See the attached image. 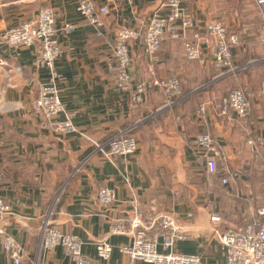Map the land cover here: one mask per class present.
Returning a JSON list of instances; mask_svg holds the SVG:
<instances>
[{
    "label": "crops",
    "instance_id": "crops-1",
    "mask_svg": "<svg viewBox=\"0 0 264 264\" xmlns=\"http://www.w3.org/2000/svg\"><path fill=\"white\" fill-rule=\"evenodd\" d=\"M50 1V6L40 8L49 7L56 13L61 55L55 69L64 107L58 120L70 116L78 133H51L32 112L36 89L47 79L46 70L38 68L35 49L13 51L0 46V60L6 64L0 72V171L4 175L0 197L10 207L0 226L26 250L23 264H73L60 247L52 251L39 248L41 225L50 211L52 226L62 234L77 237L82 254L93 264H146L120 253L119 246L128 244L130 238L110 234L109 222L102 217H123L133 203L143 210L153 208L179 218L188 238L177 243L178 252L199 254L202 264H225L219 243L206 241L210 234L209 215H220L222 228L239 227L257 219L256 211L264 205V170L253 162L245 129L219 116L210 105L234 88L247 87L252 93L251 128L264 137V97L258 95L261 80L254 62L244 60L234 65L236 72L220 75L212 65L213 39L204 29H200L204 64L186 61L177 41L163 43L152 63L140 45L132 44L129 56L135 77L144 80L175 75L184 95L173 108H163L161 93L152 90L144 95L141 105L133 106L131 93L117 90L107 69L112 32L118 27L143 26L165 0H92L97 6H109L99 33L76 11L79 0ZM185 2L192 6L184 4L186 13L197 23H206L214 19H210L212 13L219 12L214 11L213 2ZM37 10L19 20L0 12V33L35 17ZM65 23L72 25L71 32L62 30ZM260 29L262 35L261 18ZM260 43L264 47L262 36ZM244 44L240 39L239 46ZM246 45L248 49L244 45L242 50H248V56L255 54L252 51L262 53L259 45ZM237 47L233 49L234 57L239 55ZM17 67L20 72L12 75L9 85L4 71ZM201 81L199 87L193 86ZM200 103L209 105L203 118L195 114ZM129 128H133L130 134L138 144L137 152L130 157L106 161L89 141L105 144ZM205 131L221 143L230 168L247 167L235 182L223 186L217 177L205 175L193 144ZM102 187L114 193L115 201L109 208L98 202ZM100 241L113 247L107 261L96 257ZM0 264H12L1 248Z\"/></svg>",
    "mask_w": 264,
    "mask_h": 264
},
{
    "label": "built area",
    "instance_id": "built-area-1",
    "mask_svg": "<svg viewBox=\"0 0 264 264\" xmlns=\"http://www.w3.org/2000/svg\"><path fill=\"white\" fill-rule=\"evenodd\" d=\"M186 0H165L159 11L155 12L141 27H118L112 32L110 44L111 56L107 69L113 78V84L120 92L131 93L130 102L133 106L141 105L144 95L157 90L162 95L163 108H173L183 99L182 85L175 75L166 78L138 79L131 73V58L129 47L140 45L144 55L152 63L156 54L166 41L180 43L182 57L190 62L205 63V56L200 47L202 40L200 29L213 39L212 65L220 72L234 73L233 49L240 44L237 34H229L226 24L220 19H212L201 25L186 13ZM257 9L262 21V41L264 43V0H244ZM76 11L95 27L102 28V19L109 15V6H97L92 0H79ZM56 13L49 7H42L35 17L28 18L17 26L0 33V46L10 50L19 48H34L37 52L38 68L46 70L47 79L36 89V96L31 102L32 112L41 119V125L51 133L75 134L78 129L73 125L70 116L58 120L64 113V107L58 94L57 83L60 80L55 69V62L61 55L57 40L58 29L55 25ZM65 33L73 30L72 25L65 23L62 27ZM264 62V57L259 59ZM6 64L0 60V72ZM20 69L7 68L4 77L12 82V75ZM258 95L264 97V79L260 81ZM208 103H200L195 114L203 118L207 112ZM214 111L229 121L237 122L246 132V145L253 162L258 169L264 170V137L255 132L252 126V93L247 87H238L214 101L210 105ZM129 128L112 137L107 143L99 144L89 139L95 151L102 158L114 162L117 158L133 156L138 150V144ZM249 129V130H248ZM84 136V134H82ZM86 137V136H84ZM195 157L203 167L207 177L215 176L221 185L235 182L246 171L247 167L232 169L223 146L213 138L211 133H200L193 142ZM3 172L0 171V186L3 182ZM98 202L104 208L114 203L112 190L102 187L97 194ZM10 213V207L0 197V225ZM51 215L49 212L48 217ZM41 225L40 249L52 251L62 248L73 264H93L91 259L81 251V241L72 235L62 234L54 228L49 218ZM109 222V233L127 236L128 244L119 246L120 253L131 260L146 264H202L199 254H184L176 250L180 241L188 237L184 233L180 220L173 214L149 208L143 210L137 203L120 218L102 215ZM192 215L189 214L188 218ZM257 219L244 223L239 227L222 228L223 219L216 213L209 215L210 234L207 242L215 240L224 253L225 264H264V205L256 211ZM0 248L3 255L12 264H23L27 258L24 247L0 226ZM113 247L106 241L96 244V257L99 261L109 260Z\"/></svg>",
    "mask_w": 264,
    "mask_h": 264
},
{
    "label": "rangeland",
    "instance_id": "rangeland-1",
    "mask_svg": "<svg viewBox=\"0 0 264 264\" xmlns=\"http://www.w3.org/2000/svg\"><path fill=\"white\" fill-rule=\"evenodd\" d=\"M189 1L190 0H188V2ZM206 1L207 3L210 4H212V2L213 4H216L214 7V11L219 9V12L212 13L211 15L212 17H210V19L217 18L225 22L226 27L228 29V33L237 34L240 37L241 42L245 43L244 44L245 46L241 45L236 48L239 50V55L237 54L233 58V65H236L244 60L245 61L249 60L250 63L254 62L253 63L254 67L257 69L256 75H258L259 81L262 80L264 78V62H259L260 61L259 59L260 57L261 58L264 57L263 56L264 47H262L260 43V37L262 35L260 29L259 12L256 9L253 10L249 8L247 6L248 4L243 0H214V1L206 0ZM186 3L187 2H185V4ZM42 5L50 6L51 1L50 0H0V12H5V14L7 15V17H9V19L19 20V19H23L24 17H27L25 15L29 13L30 15L33 14V12H35L37 9L39 10ZM187 5L190 8H192V6L189 5L188 3ZM235 13L237 14V16L235 15ZM206 20H209V17H207ZM199 23H201V25L203 26L205 22L204 23L199 22ZM12 25L13 24L8 26H12ZM246 44L248 45L250 44V47H258L259 45L260 52L262 53L258 54L255 51H252L255 54L251 53V55L248 56L249 55L248 50L245 51V53L242 50L243 46L245 50L248 49L249 46H247ZM258 68L261 69L258 70ZM261 70H263V72H261ZM202 84L203 81L193 86L199 87Z\"/></svg>",
    "mask_w": 264,
    "mask_h": 264
},
{
    "label": "trees",
    "instance_id": "trees-1",
    "mask_svg": "<svg viewBox=\"0 0 264 264\" xmlns=\"http://www.w3.org/2000/svg\"><path fill=\"white\" fill-rule=\"evenodd\" d=\"M261 58V57H260ZM261 208V207H260Z\"/></svg>",
    "mask_w": 264,
    "mask_h": 264
}]
</instances>
